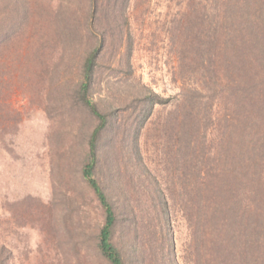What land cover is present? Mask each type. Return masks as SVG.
Instances as JSON below:
<instances>
[{"label": "rangeland", "instance_id": "1", "mask_svg": "<svg viewBox=\"0 0 264 264\" xmlns=\"http://www.w3.org/2000/svg\"><path fill=\"white\" fill-rule=\"evenodd\" d=\"M219 1L0 0V264H109L79 177L97 120L72 92L100 39L96 176L125 264H264V49L209 44Z\"/></svg>", "mask_w": 264, "mask_h": 264}, {"label": "trees", "instance_id": "2", "mask_svg": "<svg viewBox=\"0 0 264 264\" xmlns=\"http://www.w3.org/2000/svg\"><path fill=\"white\" fill-rule=\"evenodd\" d=\"M90 11L93 12L97 8V0H90ZM220 20L214 25L218 30L222 28L225 32H219L209 38V44L215 47V50L220 47L221 50L225 47L232 46L235 42L236 33L244 31V34L249 37L248 41L241 40L243 50L246 46L253 49H264V0H220ZM246 14V17H243ZM238 15L241 16L238 20ZM92 22V21H91ZM89 22L88 30L92 29V23ZM90 28V29H89ZM243 28V29H242ZM85 32V33H86ZM222 36V38H221ZM103 39L99 40L96 47L92 48L87 56L82 61L79 80L73 85L72 92L77 97L78 102L87 112L97 120V125L91 131L87 140L86 157L80 167L79 177L83 185L92 193L97 205L102 213V224L97 235V249L101 256L105 258L109 264H125V261L113 242L115 229L118 223L117 206L111 199L110 194L105 189L100 179L96 176L99 168L98 144L99 140L107 129V115L102 112L95 101L90 97V89L93 82V74L97 64V60L103 50ZM245 45V46H244ZM261 97V96H260ZM259 97L257 100L259 101ZM144 102L154 107L160 104L161 100L156 94H150L143 99ZM263 102L256 103V110L260 109ZM259 116V115H258ZM257 116V117H258ZM262 144L259 143V147ZM256 167H264V150L258 151L254 157ZM262 169V168H261ZM264 169V168H263ZM262 181H264V171H259L255 179V192L262 190ZM159 202L162 208H168V196L163 191H158ZM163 208V209H164ZM261 208V207H260ZM264 208V205L262 206ZM262 211V212H260ZM257 218H264V211L257 210Z\"/></svg>", "mask_w": 264, "mask_h": 264}]
</instances>
